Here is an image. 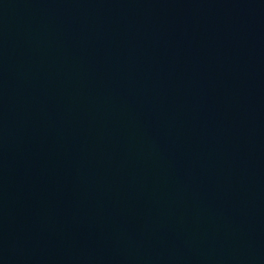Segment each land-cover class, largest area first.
I'll list each match as a JSON object with an SVG mask.
<instances>
[{
  "label": "water",
  "instance_id": "obj_1",
  "mask_svg": "<svg viewBox=\"0 0 264 264\" xmlns=\"http://www.w3.org/2000/svg\"><path fill=\"white\" fill-rule=\"evenodd\" d=\"M0 180L23 264H264V0H0Z\"/></svg>",
  "mask_w": 264,
  "mask_h": 264
}]
</instances>
